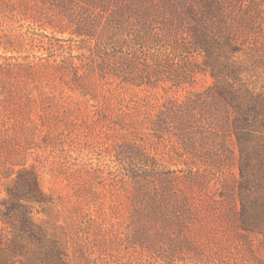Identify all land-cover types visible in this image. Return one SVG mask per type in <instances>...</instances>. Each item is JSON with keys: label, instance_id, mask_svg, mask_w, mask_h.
Listing matches in <instances>:
<instances>
[{"label": "rangeland", "instance_id": "374dc122", "mask_svg": "<svg viewBox=\"0 0 264 264\" xmlns=\"http://www.w3.org/2000/svg\"><path fill=\"white\" fill-rule=\"evenodd\" d=\"M129 1L0 0V264H264V0H214L217 78L195 0Z\"/></svg>", "mask_w": 264, "mask_h": 264}, {"label": "trees", "instance_id": "16d2710c", "mask_svg": "<svg viewBox=\"0 0 264 264\" xmlns=\"http://www.w3.org/2000/svg\"><path fill=\"white\" fill-rule=\"evenodd\" d=\"M129 4L134 6L135 1L130 0ZM120 11H121V14H123L122 9ZM190 11L192 14L196 16V21H197V26L194 27V30H195L194 39L196 43H198V45H200L201 47L205 48L208 51V55L211 58V60L217 64L214 66L215 67L214 71H212L214 76L217 78L218 77L217 71L219 70V69L217 70L219 57H218V54H215L213 50L215 46L218 45V40L216 41V39L213 38L212 35L210 34L211 27L209 26L213 24L212 17L215 14L214 0H195V4L190 7ZM109 16H110V19H112L113 16H117V14H113ZM228 84L231 87L230 88L231 91L234 92V89L232 88L231 83H228ZM219 85L220 83H215V86L210 88L211 96H214L215 98H217L216 94H218L219 91L221 94L222 90L220 89ZM233 97H235V95ZM234 106H236V110L238 112L236 120L233 122L234 127H235L236 132H238L237 138H239L238 141L240 143L241 151L243 152L246 150L245 151L246 156L244 158L245 167L244 168L242 167V175L245 179L244 180V183H245V181H249V179H251L249 177L250 176L249 174H250V170H252L253 168V155L249 153V151L247 150V145L246 143H244L246 136H248V135H244V133L249 132L251 127L255 125V122L251 120L250 118L252 114L251 109H250L251 105L242 106L240 105L239 102H236ZM256 206H257V202H256ZM242 207H243L242 211L246 212L247 207L245 206V204H243ZM256 209L257 208L255 207L254 210Z\"/></svg>", "mask_w": 264, "mask_h": 264}]
</instances>
